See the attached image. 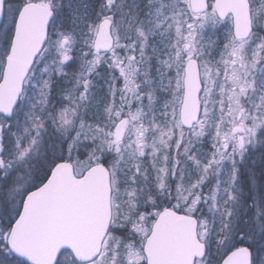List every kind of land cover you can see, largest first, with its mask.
I'll use <instances>...</instances> for the list:
<instances>
[{
	"label": "snow or ice",
	"instance_id": "obj_1",
	"mask_svg": "<svg viewBox=\"0 0 264 264\" xmlns=\"http://www.w3.org/2000/svg\"><path fill=\"white\" fill-rule=\"evenodd\" d=\"M0 264H264V0H0Z\"/></svg>",
	"mask_w": 264,
	"mask_h": 264
}]
</instances>
